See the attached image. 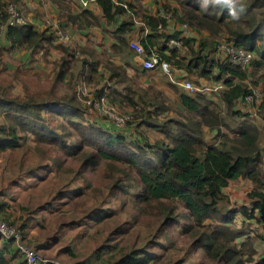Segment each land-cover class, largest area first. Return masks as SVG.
Here are the masks:
<instances>
[{
  "label": "trees",
  "instance_id": "obj_1",
  "mask_svg": "<svg viewBox=\"0 0 264 264\" xmlns=\"http://www.w3.org/2000/svg\"><path fill=\"white\" fill-rule=\"evenodd\" d=\"M48 1L66 11L62 17L67 28L77 32L103 29L109 32L113 42L104 50L105 58L98 54V48L94 51L80 49V57L90 56L93 61L79 67L74 61V50L58 44L54 30L47 24L40 29L32 23L6 25V8L10 4L16 7L21 0H0V27L6 26L0 35V47L11 53L24 50L29 57L31 49L40 48L47 53L54 48L61 55L55 82H65L71 90V95L63 97L50 92V98L39 101L12 96L0 89V154L21 149L31 137L38 157L46 163L43 167L53 179L50 188L40 193L46 196L42 205L33 210L21 206L26 218L12 216L2 222L20 230L24 239L33 225L37 229L44 228V217L48 213L64 214L65 211L69 214L70 201L83 199L82 195L87 192L95 199L103 193L95 194L94 191L103 186L108 190L101 202L108 206L88 211L85 219L82 218L85 226L79 227L83 228L82 237L97 239V232H89L92 227L125 213L126 222L122 225H128V229L117 228L118 235L136 233L144 228L154 239L151 245L181 249L188 257L196 253L200 259L198 264H264V259L253 263L254 254L243 252L245 245L240 242L245 234L230 228L235 219L232 213L225 217L219 210L225 197L223 190L229 183L247 180L251 184L250 208L237 211L244 220H254L264 227V153L259 146V128L264 125L244 121L248 119L246 115L235 109L253 89L246 82L250 69H261L264 61V15L255 13L257 2L238 0L237 6L230 0H162V3L155 0V5L162 4L157 5L156 10L171 15V21L166 22L158 18L156 12L140 16L135 6L123 0H95L86 8L81 7V0ZM173 1L178 7H171ZM50 20L56 22L53 18ZM240 22L247 30L240 28ZM112 25L114 29L107 28ZM182 25L190 28V37L179 39L177 28ZM231 25L238 28L234 30ZM57 26L68 32L60 22ZM145 28L148 30L146 36L142 35ZM223 29L228 36L217 44L226 43L251 53L252 60L247 68L231 66L227 61L218 64L211 61L216 39L221 37ZM133 39H139L146 50H157L171 66V75L174 70L183 73L175 83H167L176 102H170L160 90L139 88L137 79L146 74L159 72L168 76L158 69L151 72L131 63L134 52L129 44ZM170 39L180 40L182 47L165 54L163 46ZM259 44L262 45L258 48ZM82 82L88 88L100 86L92 96L97 98L105 92L107 104L121 117H129L124 128H117L102 116L107 121L91 115L94 111L75 94L76 86ZM184 82L207 90L190 93L181 87ZM221 108H225L226 118L221 116ZM171 111L182 119L170 117ZM45 113L52 121L61 122L60 128L51 126ZM259 114L264 119V100ZM221 127L230 132L232 139L209 145L204 129L212 134L216 131L215 137H219L223 136L219 131ZM45 145L52 146L56 155L44 156L48 150L41 147ZM100 164L108 167L106 176L112 184L108 186L100 181L92 188L93 173ZM33 174L32 169L28 170L23 180L38 177ZM17 177L13 183H17ZM3 210L8 213L7 209ZM0 214L3 215L2 211ZM57 239L58 236L54 241ZM26 244L38 253L50 248L47 240L33 238ZM156 249L126 247L119 250L118 245L105 244L100 254L93 251L78 260L76 248L71 245L59 249L58 254L74 264H154L158 259ZM0 264H25L13 243L1 237Z\"/></svg>",
  "mask_w": 264,
  "mask_h": 264
},
{
  "label": "rangeland",
  "instance_id": "obj_2",
  "mask_svg": "<svg viewBox=\"0 0 264 264\" xmlns=\"http://www.w3.org/2000/svg\"><path fill=\"white\" fill-rule=\"evenodd\" d=\"M127 2L129 5H133L136 7L137 14L140 16L143 14H153L157 10L155 9L158 3L155 5V0H123ZM238 6V0H230ZM247 2H257L254 6L255 13L264 15V0H246ZM173 7H178L177 3L174 2ZM12 5V4H10ZM253 5V4H252ZM259 5V6H258ZM9 6V5H8ZM15 6V5H13ZM17 9L23 12V15L26 19V23H32V25L43 28L45 24V20L47 18H53L56 22H60L63 25L70 35V48L75 53L74 57L78 66L80 67L86 65L88 62H92L93 59L89 56H81L79 55L80 49L85 48L89 50H93L95 47L99 49L98 54L101 55V58H105L104 55V47H98L99 44L103 43L102 40L97 39L92 41V38L97 36H93L95 32H100L104 35L101 39L106 40L109 36V32H104L105 30H88L85 32H77L70 28L66 27V22L63 21L62 15H66V11L61 8H58L54 3L44 0L43 2H39L38 0H21V3L16 5ZM61 13V15H59ZM48 16V17H47ZM139 22L138 19H136ZM121 20H119V23ZM41 23V24H40ZM240 28L247 30L245 25L240 22ZM141 26L137 24V27ZM103 27L105 24L103 23ZM230 27L237 29V25H231ZM107 28L114 29L115 26H108ZM203 37H206L207 34H202ZM228 32L226 29H223L221 37L216 39L217 42L222 41V39L227 38ZM134 40V39H133ZM215 44V46H216ZM91 45V46H90ZM262 45V44H261ZM258 45V48L261 47ZM214 46V47H215ZM90 47L92 49H90ZM94 51V50H93ZM97 53V52H96ZM31 57V58H30ZM28 56V53L24 50H20L14 53L7 51L6 49H2L0 47V89L6 90V93L16 96V97H30L36 100L42 101L46 98H50L48 93L53 92L56 97H63L71 95V90L68 87L67 83L57 84L55 82V77L58 70V65L60 62L61 55L57 50L50 49L49 52L45 53L42 49H31V56ZM260 60V58H258ZM130 71V70H129ZM131 72V71H130ZM171 77L163 76L161 73L158 74H146L145 76L137 79V84L139 88L160 90L161 93H165L170 102H176V97L169 91L167 88V83L172 81L175 83L176 78L183 77L182 72H177L174 70ZM251 74L250 78L246 81L249 88L257 89L261 93L264 94V61L261 69H250ZM179 91L182 89L176 86ZM90 92L93 93L96 89L94 87H89ZM163 93V94H164ZM178 109L177 106H175ZM235 109L240 111V114H245L240 102L236 104ZM221 116L226 118L225 108H221ZM129 112V111H128ZM170 117H173L177 120L182 119L180 115L176 112L171 111ZM91 115L97 119H103L100 115L95 112H91ZM44 117L51 124V126L55 128H60L59 124L61 122H54L52 118L45 113ZM258 120H244L241 119L242 122L248 121L252 122L254 125L262 124L264 125V119L258 112ZM137 119V118H136ZM102 120V121H103ZM244 120V121H243ZM138 122L142 121V119H138ZM136 121V122H137ZM258 122V123H257ZM129 132L131 130L127 128ZM205 130V140L209 145H213L214 143H219L227 139L230 141L232 139L231 134L228 130L221 127L219 129L221 135L219 137H215L216 132L213 134L210 130ZM261 132V140L259 142L260 149L264 153V127L259 128ZM150 139L153 138V135L150 134ZM31 138V137H30ZM27 141V145L22 147L21 149L14 152H6L0 154V221H6L5 219L11 218L12 216L15 218H26V213L20 207L23 206L29 209H34L42 205L46 196L42 197L41 194L47 191L52 185V174L48 173V170L43 167L46 163L44 160L38 157V153L35 149V143L32 142V139ZM40 148V147H39ZM41 148H45L48 150V153L44 154L46 157L55 156L57 151L52 146H43ZM264 168V162L262 164ZM32 169L34 171L35 176H38L34 179L23 180L25 177V172ZM36 169V170H35ZM108 167L100 164L94 171L91 182V187L96 188L97 182L102 181L106 183L108 186L112 184V182H108L106 171ZM18 170H21L19 174H17ZM17 177V183H13V180ZM21 178V179H18ZM101 183V182H100ZM58 188V187H57ZM56 188V189H57ZM6 189L7 191H4ZM251 184L247 180H239L230 182L228 187L223 190L225 195L223 202L220 204V214L225 217H230L229 213H232L234 216V223L230 226L231 229L236 232H240L244 235V240L242 238V242L245 245L243 248V252H251L253 253L252 261L253 263L258 262L261 259H264V227H260L259 224H256L254 220L248 221L244 220L242 215L237 211L241 208H250V201L248 194L250 193ZM108 188L100 186L98 187L94 193L102 192L103 195H98L95 199L92 198L90 192L83 194V199L78 198L77 200H73L69 202L70 213L64 214L59 212L48 213L47 217H44V228L37 229L35 225L29 229L24 236L25 242L29 244V242L33 241V238L37 239V241L47 240L48 246H50L49 250L39 251V255L46 260L58 262L60 264H74L73 261L68 260L63 254H58L59 249H66L67 246L73 245L76 248L74 251L78 255V260H83L88 255L92 254L93 251L95 253L100 254L103 250H105V244L110 245H118L119 250L123 248H137V249H146V248H157L154 252L158 255L157 261L154 264H198L200 261L199 257L194 253L193 256H185L184 252L179 249L170 250L165 248V246L159 245H151V242L154 240L149 235V230L144 228H140L138 232H131L128 235L117 234V228L128 229V225L123 226L122 223L126 222V214L121 213L118 215H114L111 218L104 219L101 222L97 223L96 226L92 227L89 232L96 233L97 239H93L88 236H81L82 229L85 226L81 223L83 221L82 218L85 219L88 211H92L93 209H104L107 208L108 205L102 203L101 200L107 196ZM81 200V203H79ZM115 203L114 201H112ZM116 204V203H115ZM110 206V205H109ZM117 206V205H116ZM3 208L8 210V213L4 212ZM181 212V210H178ZM112 214L111 212H108ZM78 220V223L74 221ZM12 222V221H11ZM73 222V223H72ZM13 225L18 226L16 222H12ZM56 227V228H55ZM79 227H83L82 229ZM251 234V235H249ZM58 236V239L54 241V238ZM246 236L249 239L245 238ZM182 241V240H180ZM56 242V243H55ZM177 246H180V243H177ZM59 255H61L59 257ZM104 259V257H103ZM245 260V259H243Z\"/></svg>",
  "mask_w": 264,
  "mask_h": 264
},
{
  "label": "built area",
  "instance_id": "obj_3",
  "mask_svg": "<svg viewBox=\"0 0 264 264\" xmlns=\"http://www.w3.org/2000/svg\"><path fill=\"white\" fill-rule=\"evenodd\" d=\"M43 1L44 0H40V2ZM94 2L95 0H81V7L86 8L90 3ZM6 13L8 15L6 25L8 26L15 27L24 25L26 23L23 12L13 5H9L6 8ZM156 13L158 18L164 19L166 22H170L172 19L170 14L165 13L161 9L157 10ZM45 24L54 30L56 42L58 44H62L63 46L70 44V35L68 32L59 30L56 22H53L50 20V18H47L45 20ZM5 27L6 26L0 27V35L3 34ZM157 29L161 30V27L158 26ZM177 31L180 33L179 39L188 38L191 35L190 28L187 25L178 27ZM147 33L148 30L145 28V30L142 32V35L146 36ZM129 47L134 52L133 62L137 66H140L144 70L151 72L158 69L169 78L171 77V66L161 58L157 50L151 48L146 50L139 39L131 40ZM181 47L182 44L180 40L170 39L163 46V48H165L163 52L165 54H169L170 51L180 50ZM251 60V53L243 49L235 48L232 45L226 43L217 44L214 53L211 56V61L214 64L227 61L231 66H239L242 69L247 68ZM181 87L190 93L195 91L204 92L207 90L205 88L197 89L190 82L182 83ZM218 88H221V86H218ZM215 90L216 88H214V91ZM90 91L91 90L88 89L85 83L82 82L76 86L75 94L77 98L80 99L86 107H89L91 111H94L98 115L106 118L108 121L113 122L114 126L117 128H124L129 117H121L114 107L107 104L104 96L106 94L105 92H103V94H101L99 97L94 98ZM263 100V93L257 89H251L250 93L240 101V105L242 106L245 115L249 120L259 119L258 112ZM0 237L13 243V247L16 250L17 255L24 260L25 264H60L58 262L49 261L41 257L38 252L27 246L20 230L13 226L7 225L2 221H0Z\"/></svg>",
  "mask_w": 264,
  "mask_h": 264
},
{
  "label": "crops",
  "instance_id": "obj_4",
  "mask_svg": "<svg viewBox=\"0 0 264 264\" xmlns=\"http://www.w3.org/2000/svg\"><path fill=\"white\" fill-rule=\"evenodd\" d=\"M46 1V0H45ZM81 33V32H80ZM93 36H97V37H95V38H92L91 40L92 41H95V40H97V39H100V40H102L103 41V43H101L100 45L101 46H99L98 45V47H104L103 48V50H106L107 49V47L109 46V44H111L112 42H113V40H112V38L110 37H108L106 40H104V39H101V37L102 36H104L102 33H101V31L100 32H95L94 33V35ZM91 46V45H90ZM95 48H97V47H95ZM94 48V49H95ZM90 49H91V47H90ZM131 63H133V65H135V66H137L134 62H133V58H132V60H131ZM96 87V89L98 88V87H100V86H95ZM129 132V131H128ZM131 133V132H130ZM237 181H239V180H237Z\"/></svg>",
  "mask_w": 264,
  "mask_h": 264
},
{
  "label": "water",
  "instance_id": "obj_5",
  "mask_svg": "<svg viewBox=\"0 0 264 264\" xmlns=\"http://www.w3.org/2000/svg\"><path fill=\"white\" fill-rule=\"evenodd\" d=\"M216 131H214V133H215Z\"/></svg>",
  "mask_w": 264,
  "mask_h": 264
}]
</instances>
